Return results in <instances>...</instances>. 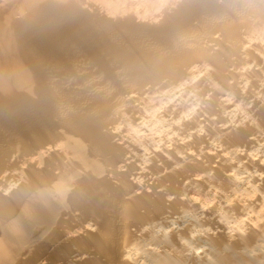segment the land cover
Masks as SVG:
<instances>
[{
    "label": "bare ground",
    "instance_id": "6f19581e",
    "mask_svg": "<svg viewBox=\"0 0 264 264\" xmlns=\"http://www.w3.org/2000/svg\"><path fill=\"white\" fill-rule=\"evenodd\" d=\"M129 1L0 0V264H264V0Z\"/></svg>",
    "mask_w": 264,
    "mask_h": 264
},
{
    "label": "rangeland",
    "instance_id": "374dc122",
    "mask_svg": "<svg viewBox=\"0 0 264 264\" xmlns=\"http://www.w3.org/2000/svg\"><path fill=\"white\" fill-rule=\"evenodd\" d=\"M136 1L137 0H132V3H134L135 5H133L134 7H133V11H136L137 9L139 10H137L135 13L138 15V16H140L141 15V13H143L142 15H143V17H142V15L140 16V18L142 17L143 19H146L145 17H147V16H149V14H150V12H151V8H152V6L150 5L149 6V4L150 3H148V0H143L142 2H141V0L140 1H137V3H136ZM128 2H130L131 3V1H129L128 0ZM139 2V3H138ZM143 2H145V3H143ZM162 4V3H161ZM124 4H122L121 5V7H120V9H123V7H125V6H123ZM123 6V7H122ZM127 6V5H126ZM159 6H161V5H157L156 6V8L155 9H159L160 7ZM149 7V8H148ZM158 7V8H157ZM134 8H136V10H134ZM148 9V10H147ZM142 12H141V11ZM138 12V13H137ZM147 13H149L148 15H147ZM145 16V17H144ZM144 73L145 74H148L149 73V66L148 65H146L145 66V68H144ZM164 89H162L161 91L159 90H155L156 91V93H154L155 94V98L152 100V102H151V106H150V108L153 106L154 107V105H155V107L154 108H152L150 111H149V113H147V115H146V118H145V115L143 116L144 118H142L141 119V122L139 121L137 124L136 123H130V124H128V125H126V127L125 128H128L126 131H125V134L128 136V134H129V136H131V137H134L133 139L135 140V141H137V139H139V141H141V145L143 146V147H145L146 148V146H147V148L149 147V146H154V143H155V146H160L162 143L164 144V143H166L167 145H170V142H169V137L170 136H172L171 134H172V129H171V127H169V122H170V119H172V114L170 113V112H166L167 111V109H168V107H169V105H170V103L171 102H169V99H165V95H164V93H165V90L163 91ZM163 91V93H161ZM163 94V95H162ZM159 96V97H158ZM159 102H158V101ZM163 100V101H162ZM186 101V102H185ZM190 101H193V100H188V99H184V101H183V104H184V106H190L191 105V103H190ZM155 102V103H154ZM169 102V103H168ZM167 104H169V105H167ZM187 104V105H186ZM195 104V103H194ZM159 105V106H158ZM164 106V107H163ZM196 107L195 105H191V107ZM159 111V112H158ZM166 113V114H165ZM160 114V115H159ZM162 114V115H161ZM166 117H165V116ZM157 118V119H156ZM160 118V119H159ZM163 118H165V120H166V122H165V120L163 119ZM170 118V119H169ZM168 119V120H167ZM155 120H157V121H155ZM150 121V122H149ZM168 122V123H167ZM144 123V124H143ZM136 125V126H135ZM139 125V126H138ZM131 126V127H130ZM143 126V127H142ZM132 129H134L133 131H132ZM167 129V130H166ZM170 129V130H169ZM130 132H129V131ZM136 130V131H135ZM138 131V132H137ZM142 131V132H141ZM134 132L136 133V134H134ZM150 132V133H149ZM170 132V133H169ZM151 134V135H150ZM169 134V135H168ZM149 135V136H148ZM168 136V137H167ZM145 137V138H144ZM147 139V140H146ZM143 140V141H142ZM138 141V142H139ZM149 141V142H148ZM156 141V142H155ZM159 141V142H158ZM151 142V143H150ZM148 144V145H146V144ZM153 143V144H152ZM159 143V144H158ZM150 144V145H149ZM152 144V145H151ZM212 200V197L211 198H209V200H208V202H207V204H212L213 203V200ZM234 218H231L230 219V221H228V222H232L231 224L232 225H230V223H229V225L231 226V227H233V226H235V219L233 220ZM199 246V245H198ZM196 248H197V246H196ZM199 248H200V250H199ZM201 249L202 250H207L205 247H198V249H195V250H197L198 251V253H203L204 251H201Z\"/></svg>",
    "mask_w": 264,
    "mask_h": 264
}]
</instances>
